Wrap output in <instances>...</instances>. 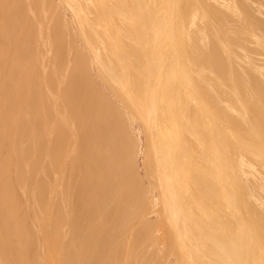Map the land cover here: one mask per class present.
I'll use <instances>...</instances> for the list:
<instances>
[{
	"label": "bare ground",
	"instance_id": "bare-ground-1",
	"mask_svg": "<svg viewBox=\"0 0 264 264\" xmlns=\"http://www.w3.org/2000/svg\"><path fill=\"white\" fill-rule=\"evenodd\" d=\"M62 1L98 75L112 86L117 100L120 96L128 104L131 120L135 114L143 124L144 171L154 178L158 197L152 198L153 205H159L171 240L168 247L172 245L180 264H264V0ZM6 13L0 19V264H119L117 241L111 251L101 252L99 236L92 229L84 235L83 230L94 209L100 211L98 218L107 217L105 206L112 197L119 221L132 220L133 229L140 225L141 233L151 232L146 212L152 200L136 172V155L142 150L132 136L134 129L121 130L112 192L104 186L112 157L100 139L97 162L82 160L87 173L80 177L81 189L71 187L69 163L76 159L67 149L64 131L75 128V121L68 114V76L59 80L65 68L54 66L59 82L54 81L50 64L38 59L40 43L35 53L30 36L22 43L16 40L20 27L11 16L8 26ZM41 32L44 37L45 29ZM47 37L52 55L50 32ZM248 43L260 48L261 53L254 46L255 57L261 58L252 57ZM40 65L41 79L36 71ZM88 181L94 182L92 190L84 185ZM131 250L124 255L137 254Z\"/></svg>",
	"mask_w": 264,
	"mask_h": 264
},
{
	"label": "rangeland",
	"instance_id": "rangeland-1",
	"mask_svg": "<svg viewBox=\"0 0 264 264\" xmlns=\"http://www.w3.org/2000/svg\"><path fill=\"white\" fill-rule=\"evenodd\" d=\"M12 1L13 0H5V2H4V0H0V4H1V6H0V19H1L2 14L6 13V9L5 8H7L8 9V11L6 13L7 14V19L5 21L8 24V26L10 25V20H12L13 24H18V26L20 27V37L16 38V40L19 39V42L22 43V41H23V39L25 37L30 36L32 38V44H33L32 48H34L35 53L39 52V51L40 52L43 51L42 52L43 54L40 53V52H39L40 54L38 53V55H39L38 59L41 58L40 60L42 61V64H45V62H46L47 65L50 64L49 66H50L51 70L54 71L53 77L55 76L54 81L56 83L59 82L58 81L59 78H60L59 80H62V78L68 76L69 88H70L69 89L68 114H69L70 119L75 121V123H74L75 128H72L71 125L67 126L68 132H70V134H71V135H69V137L66 136V135L69 134L67 132V130L64 131V139H65V142L67 141L66 145H67V143H68V145L70 143V146H68L67 149L69 151V147H70V149H72V151L70 150L69 152L72 153L74 151V153H72V154H73V156L75 155L74 156L75 158H73L71 156V154H70L69 162L73 161V160H70V157L73 158V159H76V160L73 161L74 163H71V165L69 163V167H71V171H70V174H69V176L71 177V180H70L71 187L77 186L78 188H80L81 187V184H80V180L81 179H80V177L84 176V172L87 173L86 172L87 168L84 166L82 160L83 159H87L88 157H91L92 162L96 163L97 162V158L100 157V155L98 156V150H97V147H96V142L98 141V139H100L102 141L103 145H104V152L105 153L109 152V153H106V154H108L107 156L109 158L112 157L111 159H109L110 162H111L110 165H112L111 169H110L109 172L107 170V173L104 172L106 175H105V180H104L105 184L103 183L104 186L106 185V187H109V189H111V192L113 190V186L115 185L114 184L115 183L114 177L111 174V172L115 168L114 167L115 162L113 160L117 157L119 149H121V147H122L121 145H122V141H123V135L121 133V130L123 131V129H127L128 126H131V129L135 130V131L134 130L132 131V136L134 135L133 138L135 139L136 143L139 144V146H140V148L142 150V154L139 153V154L136 155V160H135L136 162L135 163L137 165L136 166V172H137V174L139 176V180H140L141 186L145 190H147L149 192V194H148L149 200L150 201L152 200L151 201V204H152L151 209L149 208L151 211L148 210L149 212L148 211L146 212V219L152 224V229H151V232L149 233V235L147 234L148 235L147 236V235L141 233L140 227H139L140 225H138L137 227H134V229H133V226H136V225H133V226L131 225L132 220L128 221V222H124V221H119L117 219V217L113 214L114 213V209L116 207V203H115L116 201H113L112 197L108 200V202H107V204L105 206L106 212H107V214H106L107 217L105 219L98 218L99 214H100V211H98L97 209H94V211L92 213V217L89 219V221H86V227L83 230L84 231V235L89 234L90 230L92 229L91 232L94 231V234H97L99 236V239H100L99 246L101 247L100 251L101 252L104 251L106 253L111 251V247H113L114 242L117 241L118 242V247H117L118 256H117V258L120 259V261L118 262L119 264L122 262V260H123V263H121V264H124V260L126 262V260L128 258H129L127 260L128 264H160L159 262L166 256L165 253L167 251H168L167 252V258L166 259L164 258L166 260V262L164 260H162L161 264L164 263V262H165L164 264H173V260H175V259L176 260H175L174 264H180V261H179L177 255L175 253H173L174 251H172L173 247H171L172 245H170L171 244V240L166 234V228L164 226V223H162V221H160V217H159L160 216V212H159V208H158L159 205H157V204H156V206L153 205L154 204L153 202H155L154 200H157L158 191H157V189H156V187L154 185V183H155L154 178L151 177V174L147 175L145 173V171H147V170H145L146 167H145V163L143 162L144 161V157L143 156H144V153H145V150H146V139H145L146 138L145 137L146 134H145V130H143L144 127H143V124H142L141 120L139 119V117H137L134 114V111L132 110V113L134 114V115L132 114L133 115L132 118L134 120V123H133V120H131V117L129 116V115H131V110H130V107L127 106L128 104L125 103V101L122 102V98L120 96H119L120 101H119V99L117 100V98H118L116 96L117 93L115 91H113L112 86L109 85L108 82H106L107 81L106 79L103 78L104 82H102L103 79H102V77L100 75H98L99 73H98V70H97V67H96L95 63L93 62L91 52L89 51V49L87 47H85V44L83 42H81L82 40L80 41L81 38H79V35H78L79 33L77 32V29H76L77 27H76V25H75V23L73 21V18H72V15H71V11H70V9L66 6V4L62 0H44V2H43V0L42 1L41 0H31V2H28L29 0H27V1L26 0H19V2H17L18 0H14V2H12ZM16 2H17V5H15L16 6V8H15L13 3H16ZM49 2L51 4V8H48V7H50ZM28 3H30V4L28 5ZM40 3H41V6H40ZM46 3L49 4L48 7H46V5H48ZM43 5H44V8H43ZM60 5H61V7H60ZM1 7L4 8V9H1ZM27 7H28V9H27ZM29 8L31 10H29ZM46 8L49 9V10L48 11H44ZM39 9L41 10V14H42L41 18L43 19V21H40L41 19H39L40 17L38 15H41V14H39V12H40ZM54 9H55V11H54ZM25 10L28 13H26ZM222 10L224 12V15L227 16L228 19L231 20L232 24L236 23V20L234 18H232L230 14H228L229 10L226 9V11H224L225 8H222ZM31 11H32V13H31ZM1 12H2V14H1ZM16 13H18V17L16 16ZM33 13H34V15H32ZM44 13H46V14H44ZM13 15H15L16 17H14ZM44 15L47 16V19H46V17ZM48 15L49 16L52 15V17L50 16V18L52 20L48 18L49 17ZM63 16L65 18V19L63 18L64 21L62 19ZM37 17H39V18H37ZM32 19H34V22H32ZM44 20H45V22L47 20H49V21L51 20L50 22H53V27H51V30L48 29L47 22L45 23ZM15 21H16V23H15ZM38 21H39V23H38ZM62 21H63V23H66V25L62 24L61 23ZM12 22H11V25H12ZM43 24L45 26L44 28H42ZM35 25H36V28H37V31H36L37 34L36 33L35 34L37 36L34 34V32L36 30L34 28ZM62 25H64L65 29H67L66 32L63 29L64 27ZM74 25H75V27H74ZM32 26H34V27H32ZM61 26L63 27L62 28L63 30L61 29ZM70 27H72V29H70ZM33 29H35V30H33ZM44 29H45V33L46 34L44 33L45 35L43 37V35H42L43 33L41 31L44 32ZM61 31L63 32V34H62ZM49 32H50L51 39H53V45H54L53 50H52V55L54 56V59H53L54 63L52 62V59L48 58L49 55H51L48 52V40L49 39H48V37L46 38V35L48 36ZM66 33L68 35L71 33L68 36V38H67L68 40L66 39V37H67ZM76 35H78V36H76ZM34 36H35V38H34ZM37 38H38V40H37ZM34 39H35V42H34ZM45 39H46L47 42H45ZM16 40L12 39L10 41L13 43ZM44 42H45L46 46H44ZM66 42H68V43H66ZM38 43H40V46L42 47V49H41V47H39L40 48V50L38 49L39 51H37ZM34 44L36 45V47H35ZM67 45H68V49L66 51ZM248 45H251V46H248ZM248 45L246 44L248 50L252 52V54H251L252 57H255L256 53H257V49L255 47H257V46L253 45L252 43H248ZM70 48H71V50H69ZM257 48H258L259 53H261L260 48L259 47H257ZM66 52H68L69 56L66 55ZM240 52L241 51L239 50L238 51L239 55H242V53H240ZM45 55L47 56V59H45V57H46ZM88 55H89L90 58L88 57ZM255 58L259 59L261 57L257 56ZM24 59L27 60L26 57H24ZM44 59H45V61H44ZM48 59L51 60L52 64L50 62H48ZM55 59H56V61H54ZM56 62H57V64H56ZM66 62H67V64H66ZM68 62H69V65H68ZM53 64H56V65H53ZM201 64L203 65L204 62L201 63ZM47 65L46 66L44 65V66L47 68ZM65 65L67 67H70L68 72L66 70L67 67H65ZM76 65H79V67L77 68ZM54 66H57L59 71H60V68H62L63 66H64L63 68H65V69H64V71L62 70L59 73V71L57 69H55ZM204 66H205V64L203 65V67ZM53 67H54V69H52ZM74 67H75V69H74ZM91 67H93L92 70H91ZM42 68H43V66H41V65L36 67L38 78H40V79H41V76H42V75L40 76ZM47 70H50V69H47ZM55 70L58 71V73L60 75L57 72H55ZM95 70H97V71H95ZM61 72H62V74H61ZM95 72H97V73H95ZM56 73L58 74V76H60L58 79L56 78V75H57ZM63 73H65V74H63ZM92 73H93V75H92ZM96 74H97V76H96ZM38 78H37V85H41L39 83L41 81ZM96 78H99V79L97 80ZM101 86H102V88H101ZM108 88H109V90L107 91ZM52 90L54 91L55 88H52ZM104 90H106V91H104ZM110 92H112V93H110ZM207 92H208L207 95L209 96L210 92L209 91H207ZM111 94H115V96L111 95ZM122 104H123L124 107L123 106L121 107ZM124 104H126V106ZM126 108H128L127 109L128 111L126 110ZM76 110H78V111H76ZM123 112H125L126 117H125V114ZM83 114H84V116H83ZM55 117H52V118L54 119ZM82 117H83V119H82ZM41 119L42 118L38 119L39 129H42V127H43ZM55 119H56V121L58 120V118H55ZM127 119H128V121H127ZM80 120L81 121L84 120V123H83V121L80 122ZM130 121H131V123H130ZM85 123H86V125H85ZM136 123H137V126H136ZM69 124H71V123H69ZM68 127H70V128H68ZM105 127H106V129H105ZM73 129L77 133V137H78L77 139L74 137L75 133H71V132H74ZM104 129H105V131H104ZM140 130H141V132H140ZM86 132L89 134L90 141L88 139V134L86 135ZM138 136H139V138H137ZM66 138L67 139L73 138V142L71 141V139H70V142H69V140H67ZM111 139H112V141H111ZM75 140H77V141L74 144ZM112 142H114V143H112ZM75 145H77L78 147H75ZM75 161H77V162H75ZM77 167H78V171L76 170ZM139 167H141V168L139 169ZM78 172H80V175H79ZM76 176L77 177L79 176V177L76 179ZM49 177L52 178V177H54V175L50 172L49 173ZM125 179H126V176L124 178V181H125ZM126 181H128V183L131 182L130 179L129 180L126 179ZM147 184H149V186ZM84 185H85L86 189L92 190V186L94 185V182L93 181H90V182L88 181V183L84 184ZM151 185L153 187H151ZM152 190H153V193H151ZM152 213H154V214H152ZM157 214H159V215L157 216ZM158 220H159V223H161V224L158 223ZM157 224L160 227L157 226ZM87 225H90V226L87 227ZM130 225L132 227H130ZM101 227L103 229H101ZM155 227H157V228H155ZM99 229H100L101 232L99 231ZM111 229L113 231H111ZM128 229L129 230L132 229L131 232H129ZM102 230H104V231H102ZM128 233H130L129 234L130 236L128 235ZM156 233H157V235H156ZM123 234H124L125 237H123ZM116 235H118V237H119L118 239H117ZM151 236L153 237L152 239H151ZM163 236H164V238H163ZM127 239L130 241V242L128 241L129 244L126 241ZM131 239H132V242H133V245L131 244L132 246L130 245ZM109 240H112V241H109ZM144 240H145V242H144ZM121 241H123V244H121ZM126 242H127V244H126ZM142 242H144V243H142ZM169 242H170V244H169V247H168V243ZM126 245L131 246V248L133 247L132 250H135L133 252H136L137 254L141 250V252L139 254H141L142 257H140L139 254L137 255L135 253L132 254L131 256L130 255L127 256L128 255L127 251L130 252L131 249L130 250H128V248L125 249V247H128ZM138 246L143 247V249H139L138 250L137 248H140ZM148 247H149V249H148ZM167 247H168V250H167ZM170 247L172 248V250H170L171 249ZM136 249H137V251H136ZM171 251H172V254H171ZM125 252L127 253V255H124ZM173 254L175 255L174 257H173ZM170 255H171V257H170ZM123 256H125V259L123 258ZM126 257H128V258L126 259ZM130 258H131V260H130ZM140 261H141V263H140Z\"/></svg>",
	"mask_w": 264,
	"mask_h": 264
}]
</instances>
